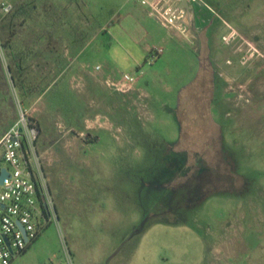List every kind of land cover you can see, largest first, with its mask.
<instances>
[{
	"label": "rangeland",
	"instance_id": "rangeland-1",
	"mask_svg": "<svg viewBox=\"0 0 264 264\" xmlns=\"http://www.w3.org/2000/svg\"><path fill=\"white\" fill-rule=\"evenodd\" d=\"M203 1L202 44L137 0H0V138L38 121L59 216L11 264H264V0Z\"/></svg>",
	"mask_w": 264,
	"mask_h": 264
},
{
	"label": "built area",
	"instance_id": "built-area-1",
	"mask_svg": "<svg viewBox=\"0 0 264 264\" xmlns=\"http://www.w3.org/2000/svg\"><path fill=\"white\" fill-rule=\"evenodd\" d=\"M148 6L149 15L163 22L167 27L188 37L196 27L198 14L206 11L215 17L212 7L203 0H137ZM10 13L11 5H2ZM230 37L236 30L226 26ZM161 49L150 54L148 62L153 65L161 56ZM127 84L133 85L136 78L126 74ZM126 84V85H127ZM40 126L28 111L18 105L17 119L0 138V176L6 170L7 176L0 183V264H11L21 256L52 223H59L58 207L53 194L46 167L39 152Z\"/></svg>",
	"mask_w": 264,
	"mask_h": 264
},
{
	"label": "flooded vegetation",
	"instance_id": "flooded-vegetation-1",
	"mask_svg": "<svg viewBox=\"0 0 264 264\" xmlns=\"http://www.w3.org/2000/svg\"><path fill=\"white\" fill-rule=\"evenodd\" d=\"M213 9V8H212ZM213 12L218 14L214 9ZM213 19L212 22L216 21V18L213 14ZM219 17V14H218ZM225 25L227 26L228 24L225 23ZM226 31H228V29L226 28ZM209 38V37H208ZM202 40V38H199ZM209 47H210V40H207ZM204 43V41L202 40V44ZM211 48V47H210ZM199 64H200V68H199V73L196 77V82H198V85H200V87H202L203 85L206 86L205 84L208 82H213V96H214V90L217 88V85H219L220 79L219 77H217V73H216V67L214 62L211 60V57H206V58H199L198 59ZM188 87H185L183 89V91H187ZM182 91V93H183ZM213 100V99H212Z\"/></svg>",
	"mask_w": 264,
	"mask_h": 264
},
{
	"label": "crops",
	"instance_id": "crops-1",
	"mask_svg": "<svg viewBox=\"0 0 264 264\" xmlns=\"http://www.w3.org/2000/svg\"><path fill=\"white\" fill-rule=\"evenodd\" d=\"M213 16L211 12L203 11L198 14L196 27L193 29L198 38L203 36L209 37L208 33L213 30L216 21L212 22Z\"/></svg>",
	"mask_w": 264,
	"mask_h": 264
},
{
	"label": "water",
	"instance_id": "water-1",
	"mask_svg": "<svg viewBox=\"0 0 264 264\" xmlns=\"http://www.w3.org/2000/svg\"><path fill=\"white\" fill-rule=\"evenodd\" d=\"M182 6L186 7L187 6V1L186 0H182ZM7 176V172L6 170H3V174L0 176V183L4 182L5 177Z\"/></svg>",
	"mask_w": 264,
	"mask_h": 264
},
{
	"label": "trees",
	"instance_id": "trees-1",
	"mask_svg": "<svg viewBox=\"0 0 264 264\" xmlns=\"http://www.w3.org/2000/svg\"><path fill=\"white\" fill-rule=\"evenodd\" d=\"M40 237H41V236H40ZM40 237H39V238H40ZM39 238H38V239H39ZM38 239H36L34 242H36ZM26 251H27V250H26ZM26 251H25L23 254H25V253H26ZM23 254H22V255H23Z\"/></svg>",
	"mask_w": 264,
	"mask_h": 264
}]
</instances>
